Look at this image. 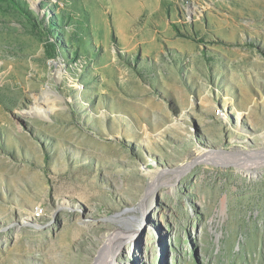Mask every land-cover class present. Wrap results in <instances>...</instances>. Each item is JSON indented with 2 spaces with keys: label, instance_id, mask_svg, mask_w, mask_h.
<instances>
[{
  "label": "rangeland",
  "instance_id": "374dc122",
  "mask_svg": "<svg viewBox=\"0 0 264 264\" xmlns=\"http://www.w3.org/2000/svg\"><path fill=\"white\" fill-rule=\"evenodd\" d=\"M112 263L264 264V0H0V264Z\"/></svg>",
  "mask_w": 264,
  "mask_h": 264
},
{
  "label": "bare ground",
  "instance_id": "6f19581e",
  "mask_svg": "<svg viewBox=\"0 0 264 264\" xmlns=\"http://www.w3.org/2000/svg\"><path fill=\"white\" fill-rule=\"evenodd\" d=\"M80 88V87H79ZM46 96V95H45ZM44 96V97H45ZM43 98V97H42ZM46 98V97H45ZM45 107V108H44ZM32 109H34L35 111H36V113H37V111H39V112H45V110L47 109V101L46 100H40L39 102H37V105H35ZM34 110H32V111H34ZM38 114V113H37ZM254 153H256V152H254ZM256 155V154H255ZM252 156V155H251ZM241 170V169H240ZM144 223V218H143V222H142V224ZM141 226V225H140ZM114 256V255H113ZM113 259H114V257H112V262H113ZM114 263V262H113ZM112 263V264H113Z\"/></svg>",
  "mask_w": 264,
  "mask_h": 264
},
{
  "label": "built area",
  "instance_id": "2783aa9c",
  "mask_svg": "<svg viewBox=\"0 0 264 264\" xmlns=\"http://www.w3.org/2000/svg\"><path fill=\"white\" fill-rule=\"evenodd\" d=\"M33 213H35L37 215L36 218H40L44 216V209L40 206L35 207L33 210Z\"/></svg>",
  "mask_w": 264,
  "mask_h": 264
}]
</instances>
